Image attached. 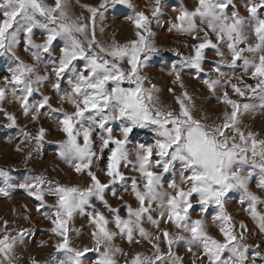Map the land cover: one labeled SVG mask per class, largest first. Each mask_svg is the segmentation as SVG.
Instances as JSON below:
<instances>
[{
  "label": "snow or ice",
  "instance_id": "1",
  "mask_svg": "<svg viewBox=\"0 0 264 264\" xmlns=\"http://www.w3.org/2000/svg\"><path fill=\"white\" fill-rule=\"evenodd\" d=\"M115 5L133 7L131 0H101L98 6L82 5L90 14L85 17L72 15L69 0H55L54 5L46 0H0V57L10 61L9 74L0 85V115L7 121L3 127H18L17 115L2 107L10 101L18 104L19 111L33 123L41 117L54 120L63 134L53 142L56 158L77 175L87 177L83 186L61 184L43 174L31 175V169H26V179L13 182L10 171L0 168V197L10 198L12 190L19 189L39 202L36 212L50 222L47 231L58 238L55 251L65 257L59 264H86L90 252L97 254L94 264H118V254L125 257L124 264H184L185 257L176 251L179 247L194 257L192 264H257L250 258V251L254 249L251 255L264 259L260 252L264 241L247 243L254 233L244 222H239L237 230L226 204L232 193H239L240 204L247 203L244 210L258 233L264 235V212L258 210L264 205V139L240 127L241 117L255 110L243 102L245 97L259 96L260 109L264 110V0L247 2L246 16L235 10L233 0H196L191 10L183 3L173 9L176 14L168 31L186 35L194 43H185L190 49L188 55L172 50L179 58L169 75L181 88L182 72L193 70L208 77L202 80L203 85L224 105L219 122L210 123L207 116L197 118L194 114L196 106L187 91L174 96L177 107L172 108L160 102L155 85L145 86L146 77L141 72L152 57L161 53L153 42L152 25L159 24L168 7L166 0H151L148 14L133 9L128 19L134 26L135 39L103 44L96 36L97 20L104 17L103 10ZM36 29L42 30L40 43L33 38ZM21 40L32 63L17 54ZM209 50H214L218 59L204 73ZM40 63H46L51 72L41 74ZM238 67L255 83L228 76L226 70L235 72ZM66 76L67 90L62 87ZM42 85H50L55 95L41 94L33 100ZM57 98L62 105H71V110L53 108L51 102ZM117 129L119 136L114 135ZM137 130L150 132L152 141L132 146ZM18 132L15 150L22 152L27 147V164L34 154H42L48 130L39 127L33 134L18 128ZM177 163L179 183L175 178ZM124 169L136 175H126ZM256 170L259 194L250 190ZM100 174L107 177V182ZM169 175L171 180L167 179ZM118 186L135 199V207L128 203L112 207L108 203V192L123 200V195L117 194ZM46 196L54 197V204H47ZM93 200L100 202L109 215L99 211ZM197 208L199 218L193 219ZM209 209L222 239L208 233ZM121 211L126 215L121 216ZM77 215L86 217V227L91 228V247L81 249L72 244L71 233L82 234L71 227ZM32 231L10 230L9 221H3L0 264H18L16 250ZM116 238L129 244L146 242L150 251L130 255L114 244ZM30 264L41 262L32 258ZM52 264H56L54 258Z\"/></svg>",
  "mask_w": 264,
  "mask_h": 264
},
{
  "label": "rangeland",
  "instance_id": "2",
  "mask_svg": "<svg viewBox=\"0 0 264 264\" xmlns=\"http://www.w3.org/2000/svg\"><path fill=\"white\" fill-rule=\"evenodd\" d=\"M49 5H54L55 0H46ZM168 7H166L162 13L159 24H153L152 30L155 34L153 37V42L157 47L161 49V53L154 56L147 63V66L142 70L141 74L146 77L145 86L150 87L155 85L158 89V96L160 102L168 107L176 108L175 95H179L183 91H187L191 96L193 103L195 104L194 114L197 118L201 116H207V122L218 121V118L222 116L224 111V105L219 103L215 97H212L208 92L207 88L203 85L202 80L208 78L204 74H197L193 70H188L181 73V79L184 87L181 88L179 84L174 83L175 77L169 75V70L172 67L173 62H175L179 57L175 55L172 51L173 49L179 51L183 55H188L190 49L185 47V43L189 45L194 43L190 37L186 35H181L177 32H169L171 22L174 20L175 12L174 8L179 7L181 3L190 10L195 7L196 0H166ZM250 0H233L235 4V10H237L241 16H246L245 5ZM101 0H69V8L73 16L83 15L85 17L90 14L87 12L82 5L98 6ZM151 0H131L132 8L127 5H115L114 7H108L104 11V17L97 20L96 26V36L98 40L103 44L111 43L113 40L121 44L126 43L132 39H135V29L132 23L129 21L128 16L133 15V9L145 11L146 14L149 12ZM231 14V13H229ZM101 28L103 32H101ZM41 29L35 30V36L33 37L35 42H42L43 37L41 36ZM203 35V33H200ZM254 38H250V42H253ZM62 43V42H60ZM17 54L26 63H32L31 56L28 52L24 51L22 46H18ZM58 52V49H57ZM218 57L215 56L214 50H209L206 53L205 63H204V73H208L213 67V62L217 60ZM10 61L7 58L0 57V85L3 84V77L8 75V68ZM126 67V65H125ZM39 70L41 74L44 72H51V68L47 66L46 63H40ZM228 76L230 77H240L245 83L254 84L255 82L251 80L248 76L243 75L242 69L237 68L235 72L231 70H226ZM212 78H215L213 76ZM54 79V78H53ZM68 77H64V82L62 87L67 90L68 88ZM233 82H236L235 79ZM125 87L128 85L125 84ZM173 89V92H169L168 89ZM224 89H220V92ZM231 94V89H228ZM48 95L54 96V92L50 85H42L41 93H37L33 97V100H38L40 96ZM233 99H240L239 97H232ZM255 107L254 111L249 112L241 117V129L245 132L252 131L257 135L258 139H264V110L260 109L262 100L259 96L255 97H245L244 101ZM53 108L64 107L65 110H71V105H62L59 99H54L51 102ZM6 111L14 113L17 115L18 127L14 129H4L3 125L7 123L5 117L0 115V168H6L10 171V176L13 182H22L29 173L26 169H31V175L43 174L50 180L59 181L61 184H78L83 186L87 182L86 176L77 175L73 170L65 164L63 161L56 158L55 155V141L63 138V134L60 133L56 128V123L52 119H41L35 123L31 122L30 117H24L19 111V105H12L11 101L8 104L2 106ZM230 111V110H229ZM39 127H44L48 130V135L46 136V143L42 150L41 155H35L25 161V154L27 152V147L24 151L17 152L15 150L16 145L19 143V132L18 128H25V130L33 132ZM114 135L119 136L118 129L114 132ZM153 139L152 134L146 130H137L132 137V146L137 142H151ZM177 171L175 173V178L177 183H179V169L180 165H176ZM126 175H136V173L131 172L128 169H124ZM250 181V190L258 192L256 189V182L259 180L258 170ZM100 178L103 182H107V177L100 174ZM168 180L172 179V176L167 177ZM0 183V187H2ZM165 188H167V182H165ZM118 195H123V200H118L113 198L112 193L108 192L105 199L112 207H119L124 203L131 204L133 207L136 206L135 199L130 194H124L123 189L118 186ZM261 198L264 199V194H261ZM45 201L47 204H54L55 199L51 196H46ZM38 201L34 198L28 197L22 190L13 189L10 198L0 197V225L3 224L4 220L9 221V229L12 228L20 229L27 228L32 229L31 234L25 238L23 244H21L17 250L16 255L18 257V264H30L32 258L44 264L45 261L48 264H52L53 258L56 264L59 261L65 259L63 253H57L54 248V244L57 239L54 237L47 229L51 227L50 222L45 219L41 214L36 212V207ZM195 204V201H193ZM93 205L106 216H108L107 209L98 201L93 200ZM247 203L243 206L239 202V193H232L228 203L226 204L227 211L232 215L234 221L237 223V230H239V222H244L254 235L249 236L247 243L250 245H255L264 241V235L258 233V229L255 223L252 221L250 215L244 210L247 208ZM258 210L264 212V205H259ZM121 216L126 215L125 211H121ZM213 210L209 209L207 216L208 222V233L209 235L222 239L219 233V229L212 224ZM27 217V219H25ZM111 217L109 216V219ZM192 218H199V209L192 213ZM86 217H81L79 215L75 216L71 222V227L79 229L80 233L72 232L71 239L74 247L83 248L85 246L91 247V228L86 227L87 225ZM114 229V226L110 225ZM145 227L152 229L150 225L145 224ZM161 227H168L167 225H162ZM175 231V229H172ZM15 234V233H13ZM114 244L120 247L124 252L134 254L136 251H142L149 253L150 246L146 242H141V244H129L126 240L116 238ZM177 253L183 257L184 264H192L193 256L186 253L185 248L179 247L176 249ZM198 251V249H194ZM254 249L250 251V258L255 259L257 264H264V259L261 257H254L251 255ZM260 252L264 253V247L260 248ZM96 253H88L86 264H94L96 259ZM225 253V257H227ZM118 264H124L125 257L119 254L116 257Z\"/></svg>",
  "mask_w": 264,
  "mask_h": 264
}]
</instances>
